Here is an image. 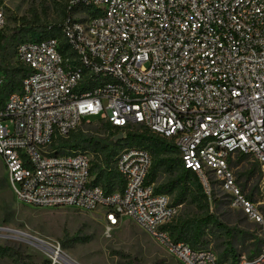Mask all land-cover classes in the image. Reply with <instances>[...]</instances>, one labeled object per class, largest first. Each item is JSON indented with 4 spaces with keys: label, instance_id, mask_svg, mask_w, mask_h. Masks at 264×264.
<instances>
[{
    "label": "built area",
    "instance_id": "2783aa9c",
    "mask_svg": "<svg viewBox=\"0 0 264 264\" xmlns=\"http://www.w3.org/2000/svg\"><path fill=\"white\" fill-rule=\"evenodd\" d=\"M6 23L0 9V41ZM49 29L60 36L16 45L26 71L20 89L0 100V157L16 198L101 210L108 231L128 218L182 264H264V244L229 262L176 241L166 226L180 205L148 181L147 149L114 156L125 186L106 192L94 183L93 154L60 147L82 123L110 124L123 136L150 130L176 145L211 200L220 181L264 238V215L229 166L250 155L264 175V0H71ZM6 82L0 72V92Z\"/></svg>",
    "mask_w": 264,
    "mask_h": 264
},
{
    "label": "rangeland",
    "instance_id": "374dc122",
    "mask_svg": "<svg viewBox=\"0 0 264 264\" xmlns=\"http://www.w3.org/2000/svg\"><path fill=\"white\" fill-rule=\"evenodd\" d=\"M70 1L0 0V9L7 19L0 41V72L8 75L13 68L23 66L17 61L16 45L22 40L34 39L44 26L60 23ZM19 27L33 28L14 32ZM55 34L60 36L59 32ZM17 77L21 79L19 72ZM91 119L97 120L98 116ZM80 132L86 138L78 148L93 154L95 163L112 164L113 158L110 162L106 158L105 142L113 136L110 130L99 122H92L82 123L75 130L76 134ZM124 139L125 136L118 139L116 154L134 145ZM172 145V142L167 146L154 140L144 142L156 163L154 183L157 187L164 186L161 191L180 205L174 224L190 228L211 215L212 220L202 224L200 247L212 248L221 260L229 262L236 261L234 254L237 259L243 251L257 252L264 244L260 225L235 206L234 196L216 178L212 200L204 193L195 173L191 172L183 180L180 157ZM229 166L241 193L264 215V175L258 162L250 155L238 154L231 158ZM228 241L232 242L233 250L227 249ZM0 247H8L10 253L13 249L20 251L26 264H182L156 238L128 218L108 231L101 210L41 207L20 202L8 183L1 157ZM57 247L61 249V257H57ZM0 264L16 262L5 255L0 256Z\"/></svg>",
    "mask_w": 264,
    "mask_h": 264
},
{
    "label": "trees",
    "instance_id": "16d2710c",
    "mask_svg": "<svg viewBox=\"0 0 264 264\" xmlns=\"http://www.w3.org/2000/svg\"><path fill=\"white\" fill-rule=\"evenodd\" d=\"M73 9H75V7ZM67 15H68V9L66 11L65 17H67ZM63 19H62V21H63ZM61 22L60 23H51L47 26H44V29L42 31H40L35 38L40 40V39H44V38L56 35L55 32L57 31V29L56 30L49 29V26H52V28H58L59 25L61 24ZM35 27L41 28L42 26H35ZM32 28L33 27H28V28L19 27V28H16V30H14V32H16L17 30H23V29L28 30V29H32ZM2 38H3V32L1 33V39ZM3 49H5V48L3 47ZM25 71H26V68L24 66L15 67L10 71V73L7 75V82L2 87L1 92H0V100L1 101L4 100V98L8 92L20 89L21 83H22L21 80H22L23 75L25 74ZM18 72L21 74V79H19L17 77ZM7 89H8V91H7ZM103 125L106 126L110 130L111 134L113 135L110 139L105 140L106 146L108 148L106 158L110 162V160L112 158H114V156L116 154L115 148L119 142L118 139H116L114 137L119 135L120 133L123 134L124 130L119 128V127L111 126L110 124H103ZM74 133H75V131L72 132L71 136L68 139L63 140L60 143V147L77 149L79 146H81L82 141H84L86 138L85 135L81 132L77 133V134L76 133L74 134ZM124 140H128L131 144L132 143L134 144V145H130V146H140V147L147 149L148 151H149L148 147L144 146V142L148 141V140H154V141L159 142V143H164L167 146L170 145V142H168L163 137L156 135L155 133L151 132L150 130L127 131ZM135 143H138V145ZM172 146L174 148H176V151H178L175 144H173ZM110 165H108L106 163V165L104 166L102 163H97V162L95 163L94 162V164L92 166L93 174H94V171L96 169L94 183L100 184L106 192H112L116 188L123 189L125 186L124 178L120 175V173L116 169L111 168ZM155 168H156V163H154V160H153L152 168H151V171H150V174L148 177L149 182H154L153 175H154V169ZM190 174H191V171L189 169H186L183 167V169L181 171V178L183 180H185L188 177V175H190ZM116 184H117V187H115ZM162 187H164V186L157 187V190L159 192H162L161 191ZM211 220H212L211 215L206 216V217L202 218L201 220H198L196 222V225L194 227L192 226L190 228H188L184 224H181V225H179L178 223L174 224V222H175V220H174L172 223H170L166 226V229H168L171 232V235L174 237V239L176 241H183L186 243L190 242L191 244L190 243H188V244L191 245L192 247H200L199 244L202 242L201 238L203 235L202 224H203V222H209ZM227 234L229 237H231L230 231H228ZM227 244H228L227 249L233 250L232 242L228 241ZM5 255L11 256L13 258V260L16 262V264H26L24 259H23L22 253L18 250L13 249L12 253H10V249L8 247H0V256H5ZM234 258L236 260L235 254H234Z\"/></svg>",
    "mask_w": 264,
    "mask_h": 264
},
{
    "label": "water",
    "instance_id": "95a60500",
    "mask_svg": "<svg viewBox=\"0 0 264 264\" xmlns=\"http://www.w3.org/2000/svg\"><path fill=\"white\" fill-rule=\"evenodd\" d=\"M123 137V134L122 133H120L119 135H117L115 138L116 139H121Z\"/></svg>",
    "mask_w": 264,
    "mask_h": 264
},
{
    "label": "bare ground",
    "instance_id": "6f19581e",
    "mask_svg": "<svg viewBox=\"0 0 264 264\" xmlns=\"http://www.w3.org/2000/svg\"><path fill=\"white\" fill-rule=\"evenodd\" d=\"M58 254H59V253H58ZM59 256L61 257L62 255L59 254L57 257H59Z\"/></svg>",
    "mask_w": 264,
    "mask_h": 264
}]
</instances>
